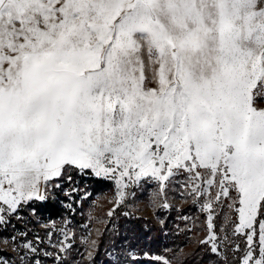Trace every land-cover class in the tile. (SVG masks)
<instances>
[{
  "label": "snow or ice",
  "instance_id": "snow-or-ice-1",
  "mask_svg": "<svg viewBox=\"0 0 264 264\" xmlns=\"http://www.w3.org/2000/svg\"><path fill=\"white\" fill-rule=\"evenodd\" d=\"M73 174L187 188L217 264H264V0H0V226Z\"/></svg>",
  "mask_w": 264,
  "mask_h": 264
},
{
  "label": "rangeland",
  "instance_id": "rangeland-1",
  "mask_svg": "<svg viewBox=\"0 0 264 264\" xmlns=\"http://www.w3.org/2000/svg\"><path fill=\"white\" fill-rule=\"evenodd\" d=\"M105 180L111 188L96 194L82 184L65 182L49 198L63 204L62 218L51 220L42 212L23 209L19 218L0 226V239L27 233V239L34 240L38 234L44 240L41 247L50 253L41 254L44 264H217L215 255L199 243L207 236V213L189 189L172 184L162 190L153 181L129 186L120 199L115 181ZM77 186L78 192L65 195V190ZM0 251L17 258L10 249L0 246Z\"/></svg>",
  "mask_w": 264,
  "mask_h": 264
},
{
  "label": "trees",
  "instance_id": "trees-1",
  "mask_svg": "<svg viewBox=\"0 0 264 264\" xmlns=\"http://www.w3.org/2000/svg\"><path fill=\"white\" fill-rule=\"evenodd\" d=\"M80 179V178H78ZM77 180V179H76ZM76 184H82V187L86 191H91V194L102 193L111 188V183L105 179L99 178H89V179H80L79 182L76 181ZM38 209V212H42L47 219H58L63 217V204L61 201H56L53 199H48L45 203H38L35 205ZM149 228L154 231H158V227L156 225H151ZM140 230L145 231V229L141 228ZM149 230V229H148ZM102 247H105V243L102 242ZM118 248V247H117ZM110 250V249H109ZM233 258L232 264H235V258L230 256V259ZM98 264V263H97ZM230 264V263H229Z\"/></svg>",
  "mask_w": 264,
  "mask_h": 264
}]
</instances>
